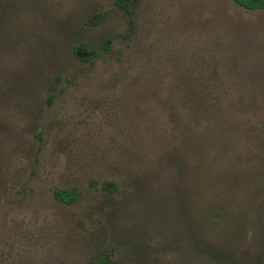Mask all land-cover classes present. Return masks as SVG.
Returning a JSON list of instances; mask_svg holds the SVG:
<instances>
[{
    "label": "rangeland",
    "instance_id": "rangeland-1",
    "mask_svg": "<svg viewBox=\"0 0 264 264\" xmlns=\"http://www.w3.org/2000/svg\"><path fill=\"white\" fill-rule=\"evenodd\" d=\"M116 1L0 0V264L264 262V10Z\"/></svg>",
    "mask_w": 264,
    "mask_h": 264
},
{
    "label": "trees",
    "instance_id": "trees-1",
    "mask_svg": "<svg viewBox=\"0 0 264 264\" xmlns=\"http://www.w3.org/2000/svg\"><path fill=\"white\" fill-rule=\"evenodd\" d=\"M233 1L237 3L239 6L250 11L264 10V0H233ZM116 4L119 8L126 11V13L129 15L130 29H131V33H133L135 31L136 26H135L134 12L129 4V0H117ZM80 46L84 47V44ZM110 47H111L110 41H107L105 45V50H109ZM99 56L100 53L93 50L92 51L87 50V55L85 53V55L82 57V60L94 61ZM104 188L107 187L104 186ZM108 189L110 190L109 187ZM55 195L61 202L66 204L72 203L77 197V193L73 190H69L65 192H56ZM220 213H218L217 217L221 219L222 217H225L222 215V213L221 214ZM219 218L218 219L214 218V222L216 221L220 222L221 220ZM223 221L228 226L231 224V222L228 220V216H226V218H224ZM207 249L209 250L211 249L210 251H207L208 253L206 252L207 254H209L210 258L220 264H264L263 261L257 259L256 257L255 259L251 258V261L249 262L246 260H241L240 252L234 250V247H227L223 245L214 244L212 248L207 247ZM98 264H116V263L110 260L105 254H103L100 257Z\"/></svg>",
    "mask_w": 264,
    "mask_h": 264
}]
</instances>
